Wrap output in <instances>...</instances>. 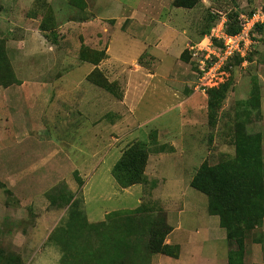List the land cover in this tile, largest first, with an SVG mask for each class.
Returning <instances> with one entry per match:
<instances>
[{"label":"rangeland","instance_id":"1","mask_svg":"<svg viewBox=\"0 0 264 264\" xmlns=\"http://www.w3.org/2000/svg\"><path fill=\"white\" fill-rule=\"evenodd\" d=\"M173 1L0 0V39L15 41L7 57L19 79L53 82L61 76L55 84L61 99L37 104L33 117L49 121L33 129L48 150L0 151V246L24 264H62L59 230L68 227L71 213L50 204L53 189L75 193L87 222L143 205L166 217L173 211L202 239L218 217L209 215L207 197L190 182L204 162L217 166L234 154L236 111L246 104L260 106V116L254 108L245 125L262 134L264 151V31L245 63L234 59L210 71L202 88L197 59L181 58L221 29L228 14L239 19L264 12V0H202L194 9L175 8ZM44 28L54 29L56 44L45 39ZM83 48L105 50L107 57L98 66L81 62ZM226 82L230 89L213 125L208 90ZM2 110L0 125L8 129L10 113L5 119ZM30 119L25 106L15 116L23 134ZM60 145L63 151H49ZM140 145L148 155L145 181L122 189L113 166L126 149ZM217 244L229 254L227 240Z\"/></svg>","mask_w":264,"mask_h":264},{"label":"trees","instance_id":"2","mask_svg":"<svg viewBox=\"0 0 264 264\" xmlns=\"http://www.w3.org/2000/svg\"><path fill=\"white\" fill-rule=\"evenodd\" d=\"M201 1L174 0L172 4L175 8L194 9ZM238 17L236 12L228 14L225 23L228 35L240 32ZM212 28L209 27L204 35L209 34ZM42 31L47 40L56 44L54 36L50 34L54 29L44 28ZM262 31L264 23L256 25L253 30L255 40ZM7 56L6 41L0 39V86L5 88L18 83L12 62ZM106 57L105 50L83 48L80 53L81 62L94 66H98ZM190 57V52L186 50L181 55L182 59ZM236 60H239V64L242 62V59ZM103 85L108 87L106 81ZM229 89L230 84L226 82L217 89L208 90L210 122L213 125L217 110L226 100ZM255 106L246 104L244 109L236 111L237 120L233 125L234 154L217 166L204 162L190 182L191 188L207 197L209 214L219 217L220 226L226 231L230 247L228 264H244L246 242L264 224L262 134L248 132L245 125L255 115L254 108L260 116V106ZM240 115L245 119H240ZM142 151H145L142 145L128 148L114 165L112 176L120 187L129 188L145 181L148 155ZM51 192L48 194L50 204L56 209L67 208L71 213L68 227L59 230L62 264H150L152 256L157 254L178 256V248L165 243L171 229L167 217L161 211H151L140 205L130 212H113L100 223H89L80 210V201L75 193L65 187ZM260 240L264 241L262 238ZM0 264L24 263L16 252L0 246Z\"/></svg>","mask_w":264,"mask_h":264},{"label":"crops","instance_id":"3","mask_svg":"<svg viewBox=\"0 0 264 264\" xmlns=\"http://www.w3.org/2000/svg\"><path fill=\"white\" fill-rule=\"evenodd\" d=\"M40 31L44 35V32L42 30ZM14 42L15 41L13 40L7 39L6 51L10 50L9 45L13 46ZM27 55V57H29L33 54ZM14 71L18 83L6 88L0 86L3 88L0 89V107H2V109L4 108L2 112L5 114V119L9 117L8 115L10 113L9 120L4 121L10 124L8 129L0 125V151H46L49 146L43 145L44 140L42 143L41 140H39V137H35L33 129L41 128V125L44 124V120H47L48 123L49 121L47 118L42 120L41 117L39 120L33 117L37 114V110L35 109L37 104L44 102L48 105L55 97L56 99H61V88L55 87L56 83L61 82V76L60 79H56L53 82H47V80H33L32 82L26 79H19L16 70ZM58 74L60 73H57L56 75ZM24 106L29 110V115L33 119V121L30 119L32 128L28 127V132L26 131V134L22 133L24 129H21L18 125L19 122L16 124L15 121V116L21 114ZM60 147L61 145L56 146L53 149L51 148L49 151H63ZM130 188L132 187L122 189ZM181 208L182 205H178L174 211L180 210ZM167 223L171 230L165 243L178 248V256L170 257L157 254L152 256L150 264H228V255H226L227 249H223L222 252L218 251L219 244L217 243L227 240L226 231L220 226L219 217L218 221L216 219H212V222H210L212 223V226L209 223L210 227H206V231L204 232L207 237L202 239H199L198 237L200 234L199 231L190 230L189 227L184 225L180 219L176 217L173 211L168 212ZM254 232L256 235L258 234V237L257 239H252L251 244L246 242L244 264H264V241L261 242L260 240V236H262V234L264 235V224ZM194 233H196V236H194ZM210 242L213 243L210 244Z\"/></svg>","mask_w":264,"mask_h":264},{"label":"built area","instance_id":"4","mask_svg":"<svg viewBox=\"0 0 264 264\" xmlns=\"http://www.w3.org/2000/svg\"><path fill=\"white\" fill-rule=\"evenodd\" d=\"M239 20L241 29L237 35H228L225 30L226 21H223L220 23L221 29H213L196 48L192 47V51L188 49L190 56L197 59L194 63L199 71L197 75L201 82L199 87L205 86L203 82L206 81L208 74L217 67L219 70L224 69L236 58L246 62L251 53V46L256 41L253 30L256 25L264 23V12L257 10L251 16H241Z\"/></svg>","mask_w":264,"mask_h":264}]
</instances>
